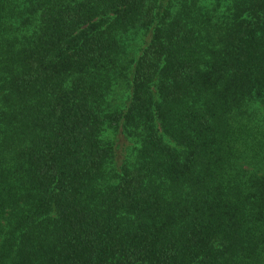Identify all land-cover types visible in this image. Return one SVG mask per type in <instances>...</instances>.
Here are the masks:
<instances>
[{"label":"trees","instance_id":"16d2710c","mask_svg":"<svg viewBox=\"0 0 264 264\" xmlns=\"http://www.w3.org/2000/svg\"><path fill=\"white\" fill-rule=\"evenodd\" d=\"M0 264H264V0H0Z\"/></svg>","mask_w":264,"mask_h":264}]
</instances>
